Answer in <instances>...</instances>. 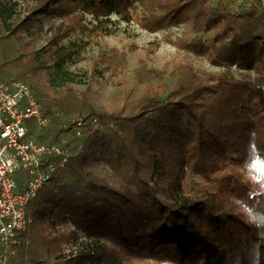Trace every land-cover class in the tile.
Listing matches in <instances>:
<instances>
[{"label": "trees", "instance_id": "trees-1", "mask_svg": "<svg viewBox=\"0 0 264 264\" xmlns=\"http://www.w3.org/2000/svg\"><path fill=\"white\" fill-rule=\"evenodd\" d=\"M134 1L36 0L20 19L17 0H0V22L6 33L19 36L36 14L57 17L55 44L69 34L77 12L129 21ZM138 1L148 12L139 19L144 29L190 23L195 34L178 37L177 47L217 64L255 68L256 76L251 83L205 72L202 81L204 72L183 65L198 81L190 91L176 95L151 83L132 109H109L65 87L63 61H54L58 77L50 82L59 90L49 97L36 93L49 124L27 126L38 143L67 139L69 158L27 206L30 227L19 235L10 264H118L117 257L131 256L264 264V8L258 0L235 9L224 0ZM34 60L26 52L9 59L14 73L0 68L2 80H28L23 77H30ZM101 61L111 69L119 65L115 56ZM95 151L115 182L88 168ZM178 151L185 169L170 171L167 154ZM46 222L54 235L46 234ZM68 222L73 230L57 232ZM79 232L89 240L65 253L63 242Z\"/></svg>", "mask_w": 264, "mask_h": 264}, {"label": "rangeland", "instance_id": "rangeland-1", "mask_svg": "<svg viewBox=\"0 0 264 264\" xmlns=\"http://www.w3.org/2000/svg\"><path fill=\"white\" fill-rule=\"evenodd\" d=\"M20 19L36 8V0H17ZM219 0L213 1L216 4ZM232 9L236 6L254 4L253 0H224ZM148 14L140 1H134L130 8L131 19L125 20L116 14L108 17L94 18L91 14L77 12L75 23L69 34L63 39L52 42L53 33L60 28L61 20L57 17L36 14L30 20L27 32H20L19 36L6 33L0 22V68L14 73L9 59L26 52L30 60L35 58L34 66L28 79L36 93L49 97L59 89L52 87L50 80L58 77L54 61H63L65 87L84 94L96 107H122L125 110L133 108L135 102L151 83H158L169 92L184 94L190 91L198 81L191 79L183 65H190L202 73L218 72L226 77L247 80L251 83L256 76L255 68H239L236 65H221L202 55H196L174 44L178 37L190 38L195 33L190 23L181 22L167 28L150 32L139 23L142 14ZM68 23V20L65 21ZM167 38L169 40H167ZM157 42L158 46H155ZM53 43V44H52ZM25 48V49H23ZM115 56L119 63L116 69H111L101 58ZM8 61V62H7ZM18 63V60L17 62ZM27 80V81H28ZM55 80V79H54ZM0 81L2 75L0 74ZM169 156V157H168ZM167 168L185 169L184 154L178 151L167 154ZM88 168L99 177L115 182L111 168L106 165L99 151H95L90 158ZM185 175V174H184ZM183 178V180H185ZM70 180L67 179L65 185ZM194 181L191 183L193 185ZM192 188H195L194 186ZM46 234L54 235V228L45 223ZM74 226L68 222L59 225L58 231L73 230ZM89 239L82 233L78 238L63 242L65 253L73 252ZM107 246H112L110 241ZM118 264H177L170 259H156L145 257H117Z\"/></svg>", "mask_w": 264, "mask_h": 264}, {"label": "built area", "instance_id": "built-area-1", "mask_svg": "<svg viewBox=\"0 0 264 264\" xmlns=\"http://www.w3.org/2000/svg\"><path fill=\"white\" fill-rule=\"evenodd\" d=\"M258 2L264 8V0ZM29 122L38 129L49 124L32 84L22 79L0 81V264H10L19 235L30 227L26 209L31 199L69 158L67 139L38 143ZM74 132L80 133L77 126ZM51 157L54 162L48 161Z\"/></svg>", "mask_w": 264, "mask_h": 264}]
</instances>
